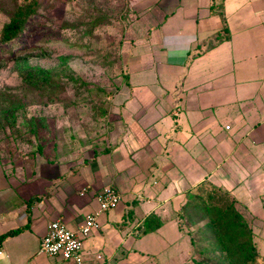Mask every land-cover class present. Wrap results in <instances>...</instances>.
Wrapping results in <instances>:
<instances>
[{"label": "crops", "instance_id": "0c3cea01", "mask_svg": "<svg viewBox=\"0 0 264 264\" xmlns=\"http://www.w3.org/2000/svg\"><path fill=\"white\" fill-rule=\"evenodd\" d=\"M213 3L146 5L125 47V82L114 95V136L104 153L10 173L1 165L0 235L24 229L0 244V264H75L40 253V242L55 219L77 229L109 186L121 201L85 240L89 264H179L175 256L172 263L149 257L151 237L163 234L169 246L184 239L179 210L203 182L254 202L259 192L250 183L264 188V0ZM148 220L161 224L145 233Z\"/></svg>", "mask_w": 264, "mask_h": 264}, {"label": "rangeland", "instance_id": "374dc122", "mask_svg": "<svg viewBox=\"0 0 264 264\" xmlns=\"http://www.w3.org/2000/svg\"><path fill=\"white\" fill-rule=\"evenodd\" d=\"M30 1L0 0V35L14 11ZM150 1L39 0L21 38L9 45L0 39V169L28 170L40 160L78 164L110 147L113 99L125 82V47ZM27 69L34 75L24 79L21 72ZM250 184L259 193L250 196L254 202L243 204L264 264V188L260 181ZM227 191L204 184L181 210L184 239L169 246L163 234L151 237L157 243L152 242L149 251L155 256L149 257L160 263L175 256L179 264H229V253L218 250L222 243L211 233L204 208L209 193L224 205L232 197L239 201Z\"/></svg>", "mask_w": 264, "mask_h": 264}, {"label": "trees", "instance_id": "16d2710c", "mask_svg": "<svg viewBox=\"0 0 264 264\" xmlns=\"http://www.w3.org/2000/svg\"><path fill=\"white\" fill-rule=\"evenodd\" d=\"M39 4V0H31L14 11L11 18L2 27L0 39L3 44H14L21 38L27 28V25L29 24L30 19L37 13ZM215 7L216 3L214 0L212 8ZM21 75L24 79H27L34 75V71L31 72L27 69V71H22ZM206 183L210 184V182L206 181L198 185L194 190L189 191L186 202L191 196L196 198L197 191L204 187V184ZM214 188H216V186H214ZM213 196L214 195L212 193L208 194L210 203L209 206L204 208L207 212L205 217L208 218V225L212 230L211 233L214 234L215 237H218L220 239L219 241L222 243L218 250L227 251L229 253V264H261V256L254 241V232L248 221L250 213L248 212L247 206L236 200L234 197H232L234 200H231L230 204L224 205L221 201L222 199L215 200ZM31 201L32 200L30 199L27 201V203L30 204ZM186 202L182 206V209L185 208ZM181 210L178 214V224L181 232L185 234L187 231L184 230V225L181 218L183 211ZM149 220H151V218ZM149 220L145 224V233L156 229V227L161 224L159 222L155 227H152L149 225ZM22 229L24 228H17L1 234L0 244L9 235L17 234ZM226 244L227 248L225 247ZM203 251L205 254L208 253L207 250H200L199 253L204 255ZM195 254L197 255L198 253ZM195 254L194 260L196 259ZM206 264H213V262H208Z\"/></svg>", "mask_w": 264, "mask_h": 264}, {"label": "built area", "instance_id": "2783aa9c", "mask_svg": "<svg viewBox=\"0 0 264 264\" xmlns=\"http://www.w3.org/2000/svg\"><path fill=\"white\" fill-rule=\"evenodd\" d=\"M98 201V209L88 213L77 229L70 228L63 219L49 222L47 233L40 242L39 252L72 260L75 264H89L82 254L85 240L100 226V216L118 207L121 194L113 187H105L98 194Z\"/></svg>", "mask_w": 264, "mask_h": 264}]
</instances>
